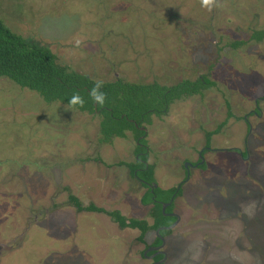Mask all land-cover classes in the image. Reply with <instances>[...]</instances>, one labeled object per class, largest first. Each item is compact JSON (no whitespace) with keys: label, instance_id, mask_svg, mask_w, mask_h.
<instances>
[{"label":"rangeland","instance_id":"374dc122","mask_svg":"<svg viewBox=\"0 0 264 264\" xmlns=\"http://www.w3.org/2000/svg\"><path fill=\"white\" fill-rule=\"evenodd\" d=\"M223 1L217 7L221 11L230 5ZM231 1L239 9L251 3ZM252 3L264 8V0ZM200 5V0H0V18L13 32L48 44L64 64L94 80L113 81L112 62L118 65L119 77L134 80L143 69L151 75L153 69L173 63L183 67L177 39L191 11L196 19L206 16ZM250 13L254 16L256 11L243 15L247 18ZM224 28L229 36L220 38L222 49L218 52L215 44L198 46L191 65L207 66L220 54L215 79L230 76L240 101L255 99L263 94L264 43L233 38L235 27ZM194 29L184 31L197 46L200 28L196 34ZM231 43L244 45L235 50L228 47ZM196 70L201 72L199 67ZM215 100L220 95L207 94L204 101L210 105L199 119L208 130L216 126H208L211 115L219 113L218 120L226 117L224 105L215 108ZM199 102L196 97L184 103L185 112L201 108ZM246 112L240 104L234 110L236 117L214 140L223 158L221 172L185 187L179 200L182 207L176 209L183 221L167 239L165 264H264V126L248 133L241 121ZM187 113L175 116L173 122L184 127L180 136L188 147L192 140L187 141ZM94 121L65 106L47 105L36 92L0 78V264L147 263L140 259L144 246L136 240L139 230L120 231L107 215L78 212L67 203L65 188L81 205L151 222L148 207L138 199L123 198L126 186L118 185L120 172L124 173L118 165L131 161L133 140L119 141L117 148L93 156L91 147H96L99 137V124ZM164 130L159 131L155 147L163 144L169 149L157 148L154 154L160 163L155 171L157 185L165 190L177 186L182 172L178 160L187 155L168 144L171 135L161 134ZM233 148H246L244 161L235 158L240 153L228 151ZM246 159L252 166L251 177ZM155 237L157 232L148 233L147 244L154 245Z\"/></svg>","mask_w":264,"mask_h":264},{"label":"flooded vegetation","instance_id":"af4514ba","mask_svg":"<svg viewBox=\"0 0 264 264\" xmlns=\"http://www.w3.org/2000/svg\"><path fill=\"white\" fill-rule=\"evenodd\" d=\"M227 1L230 3V5H229V7H227L223 11L219 10L217 7H214L212 9V11H209L208 9H206L200 5L203 9H205L206 16H201L200 19H198V18L196 19V17L193 15L192 11H191V14L186 16V18L184 19V23L182 25V31L183 32L180 34L179 38L177 39L178 43L182 44L183 51L181 53V57H180L181 60L180 61H181L183 67H181L177 63H173L170 66L163 67L161 70L156 71L155 69H153V71H155V73H152L151 75L146 74L145 69H143L141 67V69H143V70L138 72L139 74H137L136 79L131 80L130 78L125 79L123 77H119L120 72L118 71V65L115 64V62L111 63L110 69L112 72H115L114 73L115 79L113 81H122L124 83H127V82L128 83H139V84H143V85L159 84L161 86H166L168 88L174 87V86H176L180 83H183L185 81H190V82L195 83L198 80H201V81H204L205 83H213V85L210 86L209 88L201 89V93H199V95L190 96V97H187L184 99L174 101L169 106V110L165 116L157 117L156 115H153L151 117L152 123L150 125L145 124L144 126H139L138 124H135V126L137 128H139L140 131L143 133L140 136V142L136 141L135 134L130 132V131L125 133V138L114 137L111 142L103 141L104 139H103V135L101 133L100 124H102V122L105 120V117H103V115H102L103 109L102 110L99 109V107L96 104H95V113L92 114V113H82V112H79V110L68 108L67 105H65V104L54 103V104H59L61 106H65L66 108L70 109V111H76V112H79L80 114L88 115L91 117L92 122L94 121V119L98 122V124H99V137L97 138V145H96V147H95V145H93V147H91L93 152L96 153V154H93V156L96 155V157H97V156H99V153L104 154V152L108 148H111V147L117 148L118 144H120L119 141H123L124 143H130L131 140H133L132 141L133 142L132 143V149H131L132 153H133L132 159H131L132 162L130 161L128 163H122V164L118 165V167L121 168L119 171H122V170L124 171V173L120 172L119 176H120L121 180L118 183V185L125 184V186H126V189H125L126 194H123V198H125L127 196L126 199L127 198L128 199H136V200L138 199L142 206H144L146 208L148 207V216L151 219V222L148 221L147 219H142V220H146L151 225L154 223V220L151 216L154 204H161L162 205V212H163L164 216L168 219H174V220L172 221L171 224L166 225V226H162L159 229L164 228V227H170L173 224H175L176 222H178L177 226L175 228H173L172 230H161L160 235L157 234V236H159V237H155V240H154L155 244L154 245L147 244L146 237H147L148 233H155L159 229L156 231H149L146 234L143 241L141 239H139L141 233H140L139 237L136 238V240L139 242V244L144 246L143 250H141L139 254H140V259L147 262L145 264H154V263L160 262L165 258V256L167 259V253H166L167 239L173 235L174 231L179 227V225L183 221L181 214L179 213V211H176V209L177 208L180 209L182 207L181 202L179 200H181V198H183L184 194L186 193L185 187L189 183H196V182L200 183V182H202V179L208 175L213 174V176H217L218 171L221 172V167H219L221 165H219V163H221L223 161V158H221L217 154V153H221L220 152L221 150L215 146L214 140L217 138V135L221 134V131L224 129L226 124L230 120H233L236 117L234 114V110H238L240 104L247 108V112L241 117V121H243L245 123L246 128L248 129V133L254 132L255 128L260 129L261 128L260 126H264V86H263V94L261 96H258L255 99H253V98L248 99L246 102L240 101L238 98L237 92H234L235 85H233L234 83L230 79V76L228 77L227 75H220L218 79H215L216 72H217L216 68L220 67V66H218V64H219V62L221 63V61H222L218 58L220 56V54H218L216 59H212L211 62L207 66L204 65V67H202L203 65L201 66V64L196 63L195 67L196 68L199 67L201 72H197L196 68L193 65H191V62H193V60L191 58V54L197 49L198 46L205 47L207 45L209 47H212V44H215L218 52H219V49H222V48H218V46L220 45L219 44L220 38H227L229 36V35H227V33H225L223 31L224 27H226L224 29H228V27H230V26L235 27L234 30L236 31V33L234 32L232 34L233 38H249V41H251L253 43H255V42L261 43V44L264 43V8L261 6H258L261 3H252L254 0H249L251 2L250 4H248L244 9H239V8L234 6L235 2H232L231 0H227ZM242 1L248 2V0H242ZM218 2L222 6L224 1L218 0ZM145 3H146V1H145ZM254 6H257V7H254ZM247 10L248 11L254 10V11H256V13L254 16L251 15V13H250V14H248V17L245 18L246 15L244 16L243 14H244V11H247ZM216 16H217V18H216ZM232 20H234V22H232ZM240 25L244 26V28H241ZM191 28H195L192 31L193 34H196V33H194V31L197 28H200V34L198 37L199 39L197 41V43H198L197 46L191 44L190 40H192L193 38H188V36L185 35L184 29H186L188 32L191 30ZM192 32H190V33H192ZM261 34H263L262 37H261ZM27 38H32V37H27ZM255 38H263V39L260 41H257V40H255ZM130 44H132V42H130ZM236 44H240L239 46L244 45V43H233V44L231 43L228 45V47L233 48V46ZM236 49H238V48H236ZM116 52L117 51H115L114 53H116ZM185 52H186V54H185ZM184 57H188V59H187L188 61H184ZM187 62L190 63L189 66H187ZM146 70H152V68L148 67ZM178 70H179V73H178ZM159 72H162V73H159ZM84 75H87L91 79H93L91 77V75H89V74H84ZM106 81L110 82L109 80H105V82ZM212 92H216V97H219V95H220V100L214 101L215 108H217L218 106L224 105L226 117L224 120H222V119L218 120V117L220 116L219 113H216L213 116L211 115L210 116V123H208L209 124L208 126L212 125L213 123L216 126L213 127L212 130H208L207 128H205V126L200 124L199 119H201V117H202L203 110L204 109L207 110V108L210 105L209 103H206L204 100H205L207 94L212 93ZM196 97H199V99H200L198 106L200 105L201 108L196 106V108L193 109L192 112H190V110H188V113L185 112L186 110L184 109L185 108L184 103L185 104L191 103V101L194 100ZM203 101L206 104L203 105ZM211 103H213V102H211ZM197 108H198V110H197ZM106 110L108 112L110 111V109H108V108ZM184 113L188 114L187 122L189 123V127H188V125H186L187 126L186 135L189 136L187 141L192 140V145L188 146L189 147L188 150L186 149V148H188L186 145V142H183L182 137L180 136L181 130H183V132L185 133L184 127L180 126L179 123L176 125L173 122V119H175V116H177L179 118ZM221 114H222V112H221ZM207 120L208 119L205 118L204 121H207ZM96 121H94V122H96ZM130 121L133 124L135 123L134 120H130ZM55 123H57V122H55ZM158 123H160V124L158 125ZM191 123H195V127H193V128L190 127ZM223 124H225V125L223 126ZM164 128H165V130L161 134H166V132H168V134L171 135L168 138V140H169L168 142L171 141V143H168V144H170L172 146V148H175L178 151L185 152V154L187 155L185 159L180 157V160H178V161H180L179 166H180V169L182 172L180 174V179H179V182L177 183V186L173 187L171 189H165V190L161 189L157 185L158 181L155 178V171L157 169V165H159L160 163L159 164L157 163L158 162L157 156H155V154H154V152L157 148L160 149L159 151H162V150L167 151V149H169L168 145L163 147V144H158L155 147L156 143H158L160 141L157 138L158 133L161 129H164ZM217 130H219V133L213 135V133L216 132ZM55 131H57V130H55ZM209 134H212L210 141H208ZM251 135L252 134H250L248 136V138ZM195 140H199L203 144L199 145V147H198V146H196L197 143H195ZM136 143L140 144L142 149L145 150L144 152H140L141 155H147L148 156V161L146 164L147 167L153 166V171H154V181L153 182H149L143 176H137L136 175L137 177L136 176L134 177L132 175V172L130 169L131 167H128V165H135L138 162V160L142 161V159L137 154H135ZM245 149L241 150L239 148H233V149L228 150V151L229 152L234 151V153H240V154L236 155L235 158H237L239 160L241 159L244 161V155L246 154V151H244ZM226 153H228V152H226ZM188 160H190V162H191L190 165H188V164L185 165V163ZM142 162H144V161H142ZM246 164H247V174L249 177H251L250 172H251L252 166L249 163L248 159H246ZM215 171H217V172H215ZM213 172H215V173H213ZM175 188H176V191L173 194L172 198H170L167 201H165L167 198L165 199L164 196H159V195L155 194V192L159 189L161 191H169V190H172ZM64 191L69 193L67 203L70 205L69 200H70V195H72L71 189L65 188ZM112 191L113 192L117 191L113 185H112ZM148 192L153 194L154 200L145 204L143 202V198ZM162 198H164V200ZM82 206L86 208V207H89L91 205L88 206V205L82 204ZM164 206H166L165 211H163ZM105 211H107V210H105ZM83 212H87V211H83ZM107 212H113V211H107ZM115 212H119V211H115ZM119 213H121V212H119ZM100 214H104V213H100ZM105 215H107V214H105ZM135 220H140V219H135ZM118 227H119L120 231H125L127 229H131V228L122 229L119 225H118ZM133 230H137V229H133ZM162 231H170L171 234L168 236H164L161 234ZM12 244H15V243H12ZM7 248H9V247H7ZM150 248H159V250L150 251L145 256L144 255L145 252H147L148 249H150ZM9 249H11V247ZM142 252L144 253L143 254L144 259H142V257H141ZM166 259L162 264H165Z\"/></svg>","mask_w":264,"mask_h":264},{"label":"trees","instance_id":"16d2710c","mask_svg":"<svg viewBox=\"0 0 264 264\" xmlns=\"http://www.w3.org/2000/svg\"><path fill=\"white\" fill-rule=\"evenodd\" d=\"M262 36L263 34H261ZM262 39L255 38L257 41ZM236 45H232L233 49L238 48L240 44ZM0 78L12 82L23 90L36 92L48 105L61 103L68 106L74 92H78L84 98V107L81 108L77 105L72 109L79 110L82 113H95V103L89 96L91 88L94 87V80L64 64L48 44L13 32L1 18ZM212 85L213 83L198 80L195 83L185 81L168 88L159 84L143 85L122 81H104L100 91L107 94V99L104 107H99V109H103L102 115L105 117V120L100 124L103 141L111 142L114 137L125 138V133L130 131L135 134L136 141L140 142V136L143 133L135 124L139 126L150 125L152 123L151 117L153 115L157 117L165 116L169 106L174 101L199 95L201 89L209 88ZM107 108L110 109L109 112L106 110ZM130 120H134L135 123L133 124ZM217 133H219V130L214 132L213 135ZM211 136L212 134H209L208 141L211 140ZM135 147V154L144 162L138 160L135 165H128V167H131L132 175L134 177L136 175L143 176L149 182H153V166L147 167L148 156L140 153L145 150L137 143ZM175 191L176 188L169 191L159 189L155 194L164 196L165 199L167 198L165 201H167L172 198ZM153 197V194L148 192L144 196L143 202L147 204L154 200ZM162 199L164 200V198ZM69 203L78 212L87 211L107 214L122 229L139 230L141 232L139 239L142 241L149 231H156L162 226L171 224L174 220L164 216L161 204H154L151 214L154 223L151 225L146 220L128 219L119 212H107L93 205L85 208L73 195H70ZM161 234L168 236L171 232L162 231ZM143 254L142 252V259H144Z\"/></svg>","mask_w":264,"mask_h":264},{"label":"clouds","instance_id":"9594fccd","mask_svg":"<svg viewBox=\"0 0 264 264\" xmlns=\"http://www.w3.org/2000/svg\"><path fill=\"white\" fill-rule=\"evenodd\" d=\"M201 6L212 11L214 7H220L218 0H200ZM79 45L80 41L76 42ZM104 81L103 80H95L94 87L91 88L89 92V96L91 97L92 101L100 108H103L107 99V94L100 91L103 87ZM85 101L84 98L78 93L74 92L72 98L69 101L68 108H75L77 105L81 108L84 107Z\"/></svg>","mask_w":264,"mask_h":264},{"label":"water","instance_id":"95a60500","mask_svg":"<svg viewBox=\"0 0 264 264\" xmlns=\"http://www.w3.org/2000/svg\"><path fill=\"white\" fill-rule=\"evenodd\" d=\"M165 209H166V206L163 207V211H165ZM177 223H178V222H176L175 224H173V225L170 226V227H164V228L159 229V230L157 231V234L160 235V231H161V230H172L173 228H175V227L177 226ZM154 250H159V248H150V249H148L147 252H145L144 255L146 256L148 252H150V251H154ZM156 255H157V254H156ZM165 259H166V256H165V258H164L162 261L157 262V263H154V264H162V263L165 261Z\"/></svg>","mask_w":264,"mask_h":264}]
</instances>
